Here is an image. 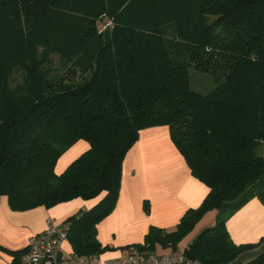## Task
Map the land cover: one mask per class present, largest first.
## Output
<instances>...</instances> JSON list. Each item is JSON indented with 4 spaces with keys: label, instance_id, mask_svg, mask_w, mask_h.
<instances>
[{
    "label": "trees",
    "instance_id": "16d2710c",
    "mask_svg": "<svg viewBox=\"0 0 264 264\" xmlns=\"http://www.w3.org/2000/svg\"><path fill=\"white\" fill-rule=\"evenodd\" d=\"M191 67L222 81L196 91ZM153 126L169 128L210 190L174 229L151 226L134 246L176 251L217 209L185 255L264 264V237L237 244L226 225L251 198L264 203V0H0V198L11 209L96 199L67 220V239L76 255L101 254L108 247L98 224L117 205L124 159ZM80 140L89 147L58 173ZM259 246L256 257L237 260ZM27 249L12 250V264H26Z\"/></svg>",
    "mask_w": 264,
    "mask_h": 264
},
{
    "label": "crops",
    "instance_id": "0c3cea01",
    "mask_svg": "<svg viewBox=\"0 0 264 264\" xmlns=\"http://www.w3.org/2000/svg\"><path fill=\"white\" fill-rule=\"evenodd\" d=\"M89 147L80 140L68 149L57 163L61 173L77 156ZM209 187L194 176L192 170L171 138L167 126H153L141 131L137 142L123 162L121 192L113 212L98 224V239L107 250L98 256L102 260L121 257L129 246L142 243L151 226L172 230L184 213L201 205ZM96 202L74 198L53 207L38 206L24 211L11 209L6 195L0 198V264H12V250L24 249L30 237L43 231L49 219L61 227L67 220ZM149 205V211L145 208ZM218 210L207 212L194 229L179 243L185 250L205 228L216 222ZM227 229L237 244L256 243L264 237V203L255 196L227 220ZM62 255H75L71 243L64 240ZM263 251V246L243 252L238 261L245 262ZM169 254L173 249L157 244L154 251Z\"/></svg>",
    "mask_w": 264,
    "mask_h": 264
},
{
    "label": "built area",
    "instance_id": "2783aa9c",
    "mask_svg": "<svg viewBox=\"0 0 264 264\" xmlns=\"http://www.w3.org/2000/svg\"><path fill=\"white\" fill-rule=\"evenodd\" d=\"M111 21L107 22L110 25ZM67 239V227H61L55 220L49 219L47 227L30 237L28 249L22 260L26 264H200L178 249L169 254L147 252L131 245L119 258L102 260L98 256L62 255V243Z\"/></svg>",
    "mask_w": 264,
    "mask_h": 264
},
{
    "label": "rangeland",
    "instance_id": "374dc122",
    "mask_svg": "<svg viewBox=\"0 0 264 264\" xmlns=\"http://www.w3.org/2000/svg\"><path fill=\"white\" fill-rule=\"evenodd\" d=\"M168 34L170 36L173 35L172 28L169 29ZM53 62L55 67H58L57 69L60 68L59 70H61L60 59L58 55L53 56ZM22 80L23 73L21 71L15 73L12 81V86H15L16 84L22 82ZM221 81L222 79L219 76L211 72H205L195 67L190 68V85L196 91H199L201 93H207L216 85H218Z\"/></svg>",
    "mask_w": 264,
    "mask_h": 264
}]
</instances>
